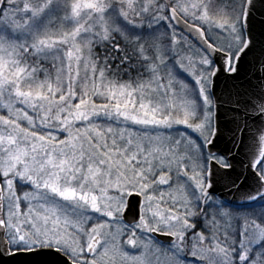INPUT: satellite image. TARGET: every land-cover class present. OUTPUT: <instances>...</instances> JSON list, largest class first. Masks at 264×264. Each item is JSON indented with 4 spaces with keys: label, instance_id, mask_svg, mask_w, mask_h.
<instances>
[{
    "label": "snow or ice",
    "instance_id": "obj_1",
    "mask_svg": "<svg viewBox=\"0 0 264 264\" xmlns=\"http://www.w3.org/2000/svg\"><path fill=\"white\" fill-rule=\"evenodd\" d=\"M5 257L264 264V0H0Z\"/></svg>",
    "mask_w": 264,
    "mask_h": 264
},
{
    "label": "water",
    "instance_id": "obj_2",
    "mask_svg": "<svg viewBox=\"0 0 264 264\" xmlns=\"http://www.w3.org/2000/svg\"><path fill=\"white\" fill-rule=\"evenodd\" d=\"M228 199H231V196H228ZM0 264H17V261L10 260L7 257H5L2 261H0Z\"/></svg>",
    "mask_w": 264,
    "mask_h": 264
}]
</instances>
